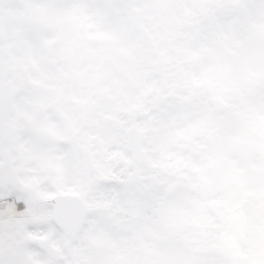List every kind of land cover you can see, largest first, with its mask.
<instances>
[{
	"label": "snow or ice",
	"instance_id": "obj_1",
	"mask_svg": "<svg viewBox=\"0 0 264 264\" xmlns=\"http://www.w3.org/2000/svg\"><path fill=\"white\" fill-rule=\"evenodd\" d=\"M0 264H264V0H0Z\"/></svg>",
	"mask_w": 264,
	"mask_h": 264
}]
</instances>
